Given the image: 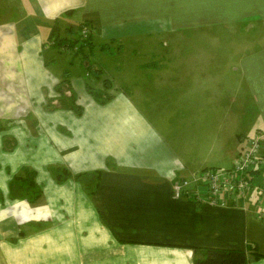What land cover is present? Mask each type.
Segmentation results:
<instances>
[{"label":"crops","instance_id":"0c3cea01","mask_svg":"<svg viewBox=\"0 0 264 264\" xmlns=\"http://www.w3.org/2000/svg\"><path fill=\"white\" fill-rule=\"evenodd\" d=\"M0 12V264H193L194 247L264 264V170L225 205L173 194L176 180L232 168L258 134L264 157V0H0ZM85 21L112 97L82 90V115L47 109L66 70L75 92L83 83L76 59L87 74L52 38L77 39L67 29ZM102 44L153 60L123 56L116 83L93 60ZM30 172L36 185L16 179Z\"/></svg>","mask_w":264,"mask_h":264},{"label":"built area","instance_id":"2783aa9c","mask_svg":"<svg viewBox=\"0 0 264 264\" xmlns=\"http://www.w3.org/2000/svg\"><path fill=\"white\" fill-rule=\"evenodd\" d=\"M90 33L92 29L82 28L77 36L79 42L67 49L77 53L81 46L86 45ZM261 139L262 134L250 138L230 169L206 168L193 173L190 178L176 180L173 185L174 196L181 198L186 192L197 202L225 205L223 194H227L232 199L246 195L254 187L250 181L251 174L264 170V157L260 154ZM258 191L259 201L264 203V190Z\"/></svg>","mask_w":264,"mask_h":264},{"label":"trees","instance_id":"16d2710c","mask_svg":"<svg viewBox=\"0 0 264 264\" xmlns=\"http://www.w3.org/2000/svg\"><path fill=\"white\" fill-rule=\"evenodd\" d=\"M84 27L92 29L91 24L87 21L82 22L77 29L68 28L67 33H80V30ZM93 33H90L89 38L86 40V45L81 46L78 50V54L82 56L84 69L87 74H91L96 80L101 79L100 69L91 63L90 56L94 51V45L92 43ZM79 42V39H71L70 36H61L60 34H55L52 38L51 45L54 48H72L75 44ZM102 51H112L111 45L102 44L99 46ZM116 49H118L116 47ZM103 84L105 85V96L100 97L96 92V87H93L91 83L87 82L86 87L89 93L96 99L99 103L105 104L108 102L112 96L107 94L109 90L108 84H111L109 78H104ZM56 90L60 93L57 98H50L46 102V108L50 110L56 109H70L74 111L77 115H82L84 113V107L78 103V96L70 83V70H66L64 73V78L57 84ZM29 172V171H28ZM255 173V172H254ZM253 173V174H254ZM35 172H33L32 177H21L18 176L17 180H26L30 185H36L35 183ZM71 172L66 168L60 169L56 173V180L62 182L65 178L71 176ZM252 175V174H251ZM76 178H80L81 174L76 175ZM251 181V177H250ZM256 247V246H255ZM254 246L249 245L248 249H253ZM194 254L192 257L193 264H248L249 253L248 250L243 249H227V248H197L194 247Z\"/></svg>","mask_w":264,"mask_h":264},{"label":"rangeland","instance_id":"374dc122","mask_svg":"<svg viewBox=\"0 0 264 264\" xmlns=\"http://www.w3.org/2000/svg\"><path fill=\"white\" fill-rule=\"evenodd\" d=\"M1 17H2V15H1V12H0V19H1ZM223 35H227L228 33L227 32H225V33H222ZM52 42V41H51ZM111 48H113L112 49V51H100V49H98L97 51H96V55L94 56V58H93V60L94 61H97V62H101V63H104V64H106L108 67H109V69L108 70H106V74L104 73L103 75H105V76H107V77H111L112 79H114V81L116 82V83H118V81L121 79V76L119 77V75H117V74H115V71H116V66L114 65V64H116L117 62H122V58H123V56L125 57V56H130V61L131 62H136V64H141V63H143V62H145V61H150V60H153V59H146V57H145V49L144 50H140L138 47H136V55H134L132 52H128L127 50V52L128 53H125V55H123V56H120L119 54V51L116 49V47H114V46H111ZM125 51V52H126ZM104 52V53H103ZM109 58V59H107V57ZM110 56V57H109ZM66 59L68 60V58L66 57ZM78 62H79V59H76L75 60V64L74 65H70V67H72V69L74 70V71H79V78H81V80H82V82L83 83H78V88H77V94L79 95L81 92H82V90H84V91H86V92H89L88 91V89H87V87H86V84H87V82H89V83H91V85L93 86V87H96V92L98 93V95H100V97H104L105 96V93H104V91H102L101 89H99L98 87H97V84H96V82H97V80L93 77V76H88V74H84L83 72H82V68L79 66V64H78ZM111 64H112V66H111ZM114 66V67H113ZM69 67V66H68ZM84 69V68H83ZM84 71V70H83ZM113 71H114V74H110V73H113ZM142 71H140V72H138V73H136V82L137 83H139L140 84V87H141V89L143 90V91H145L147 94H148V90H149V75L148 74H146V72H148V71H146V72H143V73H141ZM76 78H78V77H76ZM77 82H79V81H77ZM79 103V102H78ZM246 103V105L247 106H249V102H248V100H247V102H245ZM218 168V167H217ZM219 169H226V168H221V166H219ZM31 175H32V173L30 172V174L28 175V177H31ZM23 178H24V176H22ZM35 180V179H34ZM18 187V186H17ZM26 186L24 185L22 188L21 187H18V188H16V190H17V192L16 193H22V194H24V189L23 188H25ZM29 188V187H28ZM31 189V188H30ZM31 190H33V191H31V192H34V190H35V188L34 189H31ZM31 192L29 191V194H31ZM31 197V196H30Z\"/></svg>","mask_w":264,"mask_h":264}]
</instances>
